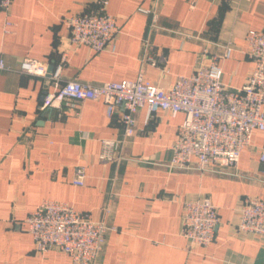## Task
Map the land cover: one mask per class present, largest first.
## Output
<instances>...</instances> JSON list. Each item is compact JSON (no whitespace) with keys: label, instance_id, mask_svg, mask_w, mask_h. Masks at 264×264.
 Returning a JSON list of instances; mask_svg holds the SVG:
<instances>
[{"label":"crops","instance_id":"0c3cea01","mask_svg":"<svg viewBox=\"0 0 264 264\" xmlns=\"http://www.w3.org/2000/svg\"><path fill=\"white\" fill-rule=\"evenodd\" d=\"M97 1L13 0L8 12L0 9V55L13 68L0 70V264H72L60 249L37 250L27 229L25 218L47 198L113 226L97 264H264V237L238 228L243 198L264 200V130L254 131L238 164L224 172L170 168L184 113L143 107L115 159L104 160L103 139L123 137L121 109L109 117L101 100H66L61 110L41 112L46 78L18 70L25 58L53 68L66 53L63 80L143 75L166 88L231 44L223 80L237 88L253 66L246 37L264 28V0H109L116 49L72 45L68 18ZM78 167L83 185L73 183ZM198 196L218 207L219 225L210 244L190 247L182 235L184 203Z\"/></svg>","mask_w":264,"mask_h":264},{"label":"built area","instance_id":"2783aa9c","mask_svg":"<svg viewBox=\"0 0 264 264\" xmlns=\"http://www.w3.org/2000/svg\"><path fill=\"white\" fill-rule=\"evenodd\" d=\"M13 0H0V9L9 11ZM96 8L84 10L67 20L72 45L87 44L95 51L116 49L119 31L116 18L108 11L109 0H98ZM195 2H193L194 5ZM147 12L151 10L147 9ZM10 21L5 23L8 31ZM247 54L253 66L245 83L232 88L223 80L222 60L229 58L233 47L224 46L223 53L201 63L189 75H180L168 87L155 85L143 75L134 80L122 79L99 84L75 79L63 80V53L52 71L48 64L25 58L19 71L46 78L40 111L61 110L66 100L103 101L109 117L121 109L123 137L103 139L100 157L114 160V148L123 145L135 130V113L147 107L151 113L159 110L173 117L184 113L177 137L171 145L170 168L191 169L200 173H220L226 166H236L242 151L253 138L254 131L264 130V28L247 33ZM155 63V61H153ZM0 55V70H12ZM264 161V147L259 152ZM86 173L76 170L73 183L83 185ZM182 235L189 246H206L216 235L219 225L218 207L209 196L185 201ZM238 228L264 237V200L247 195L241 203ZM109 213L108 207L104 209ZM39 251L57 248L67 253L72 264H97L113 229L105 219L96 220L87 210L52 198L44 199L25 218Z\"/></svg>","mask_w":264,"mask_h":264},{"label":"water","instance_id":"95a60500","mask_svg":"<svg viewBox=\"0 0 264 264\" xmlns=\"http://www.w3.org/2000/svg\"><path fill=\"white\" fill-rule=\"evenodd\" d=\"M52 71V66H49V72H51Z\"/></svg>","mask_w":264,"mask_h":264},{"label":"rangeland","instance_id":"374dc122","mask_svg":"<svg viewBox=\"0 0 264 264\" xmlns=\"http://www.w3.org/2000/svg\"><path fill=\"white\" fill-rule=\"evenodd\" d=\"M115 44H116V42H115ZM147 60H150L149 58H147Z\"/></svg>","mask_w":264,"mask_h":264}]
</instances>
